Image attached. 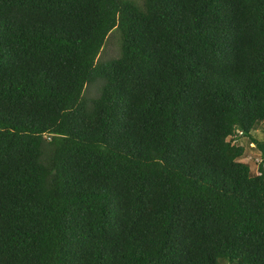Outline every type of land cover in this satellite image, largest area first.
Listing matches in <instances>:
<instances>
[{"label":"trees","instance_id":"obj_1","mask_svg":"<svg viewBox=\"0 0 264 264\" xmlns=\"http://www.w3.org/2000/svg\"><path fill=\"white\" fill-rule=\"evenodd\" d=\"M0 264H264V0H0Z\"/></svg>","mask_w":264,"mask_h":264},{"label":"rangeland","instance_id":"obj_2","mask_svg":"<svg viewBox=\"0 0 264 264\" xmlns=\"http://www.w3.org/2000/svg\"><path fill=\"white\" fill-rule=\"evenodd\" d=\"M116 31L113 30L108 35V40L104 47L102 48L99 56L102 59L116 56L118 53L117 48V36ZM98 85H88L85 88V94L94 95L97 92ZM237 144L244 146L245 148V156L241 159V161L249 164L251 172L253 174L257 173V162L261 159L260 152L253 147V144L248 143L247 137H242L241 139H237Z\"/></svg>","mask_w":264,"mask_h":264}]
</instances>
